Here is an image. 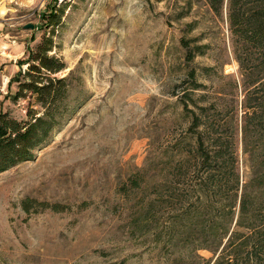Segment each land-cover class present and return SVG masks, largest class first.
Returning <instances> with one entry per match:
<instances>
[{"label": "rangeland", "instance_id": "obj_1", "mask_svg": "<svg viewBox=\"0 0 264 264\" xmlns=\"http://www.w3.org/2000/svg\"><path fill=\"white\" fill-rule=\"evenodd\" d=\"M58 7L49 53L65 62L56 75L69 76L68 112L31 158L0 172V264H205L213 252L161 230L158 202L149 213L144 203L164 146L188 125L177 97L190 67L210 66L201 91L226 125L240 123L242 75L225 10L216 16L205 0H0V111L10 116L37 107L13 93L28 49L49 32L45 14ZM184 41L203 53L187 60ZM140 169L145 182L133 188ZM26 196L66 208L26 212Z\"/></svg>", "mask_w": 264, "mask_h": 264}, {"label": "trees", "instance_id": "obj_2", "mask_svg": "<svg viewBox=\"0 0 264 264\" xmlns=\"http://www.w3.org/2000/svg\"><path fill=\"white\" fill-rule=\"evenodd\" d=\"M205 1L216 16L222 17L225 10L232 52L242 75L240 123L226 125L227 119L216 116L221 107L201 91L205 83L198 75L208 74L210 66L190 67L186 86L177 97L188 125L163 148L155 196L146 199L145 212L157 201L161 230L169 233L176 228L180 235H193L189 240L195 250L206 248L214 254L205 264H264V0ZM63 11L58 7L45 14L49 32L44 31L36 46L28 49L27 65L20 70L13 93L14 99L29 93L37 107L29 108L25 118L0 111V172L31 158L67 115L69 76L56 75L65 62L49 53ZM184 45L187 60L204 51V44L190 47L184 41ZM145 176L141 169L135 171L130 186L141 187ZM21 206L26 212L66 208L58 201L29 196Z\"/></svg>", "mask_w": 264, "mask_h": 264}]
</instances>
